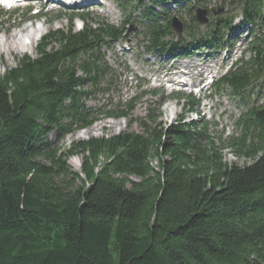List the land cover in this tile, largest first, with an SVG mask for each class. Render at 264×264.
I'll return each mask as SVG.
<instances>
[{"label":"trees","instance_id":"obj_1","mask_svg":"<svg viewBox=\"0 0 264 264\" xmlns=\"http://www.w3.org/2000/svg\"><path fill=\"white\" fill-rule=\"evenodd\" d=\"M122 1L123 10L125 3L140 8L148 51L184 55L192 41L218 49L230 29L223 15L196 33L190 17L192 40L173 43L171 16L211 0ZM228 4L239 5L241 24L264 34L260 0ZM131 16L120 29L99 23L49 30L35 57L22 55L0 77V264H264V103L246 107L240 134L227 143L251 159L242 166L223 160L205 136L206 123L180 117L166 128L152 110L139 121L141 133L58 146L96 120L84 99L114 82L100 48L121 37ZM258 43L264 41L255 35L248 48L254 56L218 88L242 96L264 70ZM136 100L106 116L128 117ZM186 104L193 109V98ZM74 155L81 156L79 172L67 164Z\"/></svg>","mask_w":264,"mask_h":264},{"label":"rangeland","instance_id":"obj_2","mask_svg":"<svg viewBox=\"0 0 264 264\" xmlns=\"http://www.w3.org/2000/svg\"><path fill=\"white\" fill-rule=\"evenodd\" d=\"M143 2L144 5H149L146 0H143ZM115 3L119 6L124 4L122 0H120V3L119 0H105L102 9L90 8L91 15L84 21L85 25L97 26L103 22L119 27L124 15L132 10V5H125V10L122 11L116 8ZM198 7L207 10L209 18L207 25L214 21V18L222 15L236 16L233 25L238 21L239 7L236 5L211 0L207 5ZM48 8H50V5H48ZM187 9L179 15L184 23L183 32L179 38L182 39L184 44L192 39L187 37L188 32L185 31V25L189 23L190 17L193 16L195 11L192 8L188 11ZM219 9L221 11L218 12ZM16 11H18L17 14L10 16L9 19L7 14L0 10V36L9 37L10 34L16 32L19 37V34L26 35L27 32L37 26H41L42 29L41 34L38 35H44L48 29L66 30L70 27L67 19L70 12L68 9L59 10L54 8L47 15L25 23L23 19L21 21L18 19L27 15L25 10L20 8ZM95 19L99 22H94ZM90 20L93 21L90 22ZM71 25L73 30L77 31L80 29L81 21L74 19ZM196 25L199 28L197 31L195 30L196 33L205 27L204 25ZM125 27V32L119 41L107 42V45H102L100 48L101 53L105 56V61L110 67L112 79L115 81L113 86L108 88L106 84H101L100 89L94 90L92 88L89 96L84 99V104L97 113L96 121L82 131H75L66 135L58 142V146L66 148L71 142L86 140L91 137H109L125 130L141 133L139 121L144 120L149 111L157 109L160 113L157 121L164 125H168L179 116H183L185 121H200L202 116L205 121L209 122L206 133L212 139L214 145L221 148L219 151L223 160L239 166L249 164L251 162L250 158H247L243 153H236L234 147L229 146L227 143L230 136L238 134L235 118L238 117L239 113L253 101L259 103L264 101V72L251 88L244 91L242 99L234 96L228 88L217 91L214 88L203 90L196 87L200 86L210 75L218 76L221 74L224 71L223 66L246 49L248 41L252 39V36L249 37L250 34H247L248 30L243 27L236 28L232 32L225 30V32H228L223 35L225 37L223 44L227 48L226 52L214 47L206 49L200 45L189 49L185 56L174 57V59L168 56H160L157 53L146 52L145 46L147 43L143 40L141 28L136 22L129 23ZM36 34H34V37L37 36ZM172 35L173 37L176 36L173 32ZM37 42L38 40L33 41L30 44L31 46L25 47L23 50H0V76L16 65L17 59L23 54H28L31 57L36 56L35 46ZM263 49L264 44L262 43L259 45V51L263 52ZM179 68L190 72V76L188 77L189 73L182 72ZM171 75H177L178 79L176 81L180 80V82L185 77L186 81L190 82L191 85H195L194 88L199 90L197 92L195 89V96L192 94L195 99L200 101L199 106L196 107V114L194 112L185 113L184 107L182 108V103L185 102L183 95L188 94L191 86L188 88V85H184L185 91H182L184 94H170L167 89H163L164 83L161 80L170 79ZM87 89L89 90V87ZM153 90H160L163 93L162 97L159 95L152 96L150 92ZM176 95H180V97L177 98ZM129 98H137V100L134 102L128 118H109L104 115L107 111L122 109L125 101ZM129 123L131 124L128 125ZM224 127L227 130H224ZM49 138L52 142L56 141L54 134H50ZM80 163V155H74L67 159L71 171L79 172ZM152 163L155 165V161H152ZM74 164H79L78 170V167L74 168Z\"/></svg>","mask_w":264,"mask_h":264},{"label":"bare ground","instance_id":"obj_3","mask_svg":"<svg viewBox=\"0 0 264 264\" xmlns=\"http://www.w3.org/2000/svg\"><path fill=\"white\" fill-rule=\"evenodd\" d=\"M8 1L12 2L11 0H8ZM41 32H42L41 26H37V27H34L33 30L27 32L25 36H27V38L32 39V36L35 33L41 34ZM30 43L32 44V42H30ZM28 46H31V45H27L26 42L21 41V38L17 36L16 32L10 34L9 37L0 36V50H5V51H11V50H15V49L16 50H23L25 47H28ZM176 82L178 83V82H180V80L176 81ZM76 167H78L77 168V170H78L79 164L78 165L76 164L74 166V168H76Z\"/></svg>","mask_w":264,"mask_h":264},{"label":"water","instance_id":"obj_4","mask_svg":"<svg viewBox=\"0 0 264 264\" xmlns=\"http://www.w3.org/2000/svg\"><path fill=\"white\" fill-rule=\"evenodd\" d=\"M206 11L204 9H197L196 10V14H195V18L196 21L199 24H206L208 19L205 16ZM171 26L173 28V30L179 35L182 31V25L180 23V21L177 18H173L172 22H171Z\"/></svg>","mask_w":264,"mask_h":264}]
</instances>
